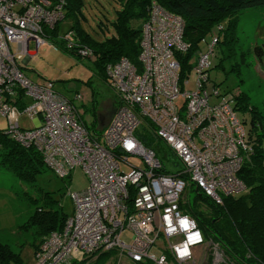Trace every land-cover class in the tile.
Wrapping results in <instances>:
<instances>
[{
	"label": "built area",
	"instance_id": "2783aa9c",
	"mask_svg": "<svg viewBox=\"0 0 264 264\" xmlns=\"http://www.w3.org/2000/svg\"><path fill=\"white\" fill-rule=\"evenodd\" d=\"M64 3L0 0V115L8 121L7 134L22 147H34L57 177L66 179L80 168L89 182L84 191L68 194L72 215L63 230L43 241L34 264H69L104 251H117L132 262L195 264L193 250L213 241H206L197 222L181 212L182 189L193 183L216 204L223 203V195L243 192L238 173L251 151L248 125L233 98L208 83L217 40L202 41L207 53L197 52L190 73L182 77L177 55L190 51L184 21L153 2L142 29L139 65L125 57L106 65L118 107L103 130H89L73 100L50 82L34 84L21 70L24 57L34 56L45 43V29L63 21ZM62 39L66 46H81L72 31ZM77 51L92 57L88 47ZM191 76L197 88L186 91ZM18 90L22 108L14 104ZM80 99L78 94L75 100ZM24 114L36 120L35 128L20 127L18 118ZM143 127L174 151L180 169L164 170L156 148L144 146L137 135ZM126 140L131 147H125ZM184 218L189 230L181 227ZM197 232L200 241L189 244L190 254L179 259L177 249ZM221 250L216 244L209 249L219 262Z\"/></svg>",
	"mask_w": 264,
	"mask_h": 264
},
{
	"label": "trees",
	"instance_id": "16d2710c",
	"mask_svg": "<svg viewBox=\"0 0 264 264\" xmlns=\"http://www.w3.org/2000/svg\"><path fill=\"white\" fill-rule=\"evenodd\" d=\"M63 1L65 2L63 4V20H73V25L69 27L70 30L68 31L74 33V41L78 45L90 48L92 52L94 51L93 55H97L98 58L94 61V65L99 70V76L103 77L105 81H108L107 64L115 63L123 57L128 58L135 65L138 64L141 30L139 26L132 24L134 22L141 24L143 18L148 19L153 2L158 3L166 11L181 16L185 22L184 36L186 42L191 45V49L186 54L179 53L177 55L182 73H185V70L190 71L191 59L193 56L196 57L202 46H205L202 45V41L208 36L217 40L216 48L221 42V36L225 34L223 42L233 47L237 23L235 15L239 10L264 6V0H118L121 9L116 11V19L111 23L113 28L111 36L108 37L104 32V36L96 35L94 37L80 22L84 20L81 14L84 1ZM224 22H226V28L221 25ZM216 28H220L218 33ZM106 31L108 32V28ZM43 34L55 42L56 45L53 47H56L57 50L74 58L78 57L76 59L82 61L83 57L77 51L78 47L81 46L77 47L74 44H72L74 47L66 46L62 36L56 39L57 26L53 30L45 29ZM229 36L230 39H228ZM254 53L258 60H263L264 43L257 46ZM23 67L21 66L22 71H24ZM212 69L213 63L211 68L207 70L208 77L209 71ZM211 87L216 88L218 85L213 84ZM17 93V103L14 104L22 108L21 103H24L23 92L18 90ZM227 94H223V97ZM232 98L235 110L248 125V139L251 146V151L244 159L238 173V178L245 190L239 194L223 195V203L216 204L196 185L188 184L180 202L181 212L197 222V226L202 231L206 241H213L210 247H207L206 244L199 248L201 257L199 260L195 259V264H207L208 261H211L212 255H210L209 249H212L214 244L222 249V263L224 264H231L232 262L235 264H264V149L262 146L264 142V116L250 107L247 96L240 95L237 98ZM245 114L249 115V121H247ZM88 129L95 130V127ZM140 134L139 137L144 146L152 147L156 144L155 135L149 132L146 127L140 130ZM0 165L12 173L20 182L27 184L34 183L36 176L48 169L43 157L34 147H22L6 133L1 132V129ZM164 170L170 172L165 168ZM192 192H195L194 200L191 197ZM44 206L40 207L41 210L31 218L30 224L37 227L38 235L45 240L51 233L63 230L68 215L59 210L52 211L49 209L53 206ZM44 240L39 242L35 251L39 249ZM162 250L168 254L165 248ZM115 252L118 253L117 251L93 253L81 261H71L69 264H107L115 258ZM0 264H21V259L18 255L13 254L9 247L0 243ZM134 264L154 263L147 260L134 262Z\"/></svg>",
	"mask_w": 264,
	"mask_h": 264
},
{
	"label": "rangeland",
	"instance_id": "374dc122",
	"mask_svg": "<svg viewBox=\"0 0 264 264\" xmlns=\"http://www.w3.org/2000/svg\"><path fill=\"white\" fill-rule=\"evenodd\" d=\"M83 1L84 6L81 14L84 20L80 21L81 25L94 37L96 35L104 36V32L110 37L113 32L111 23L116 19V11L121 9L119 1ZM235 18L237 23L234 31V45L232 47L223 42L225 34L221 36V42L216 46L215 52L211 56L213 69L209 71V85H218L216 88L222 96L228 93L224 96L228 99L237 98L240 95L247 96L250 107L264 116V59L258 60L254 53L255 48L264 43V6L239 10ZM144 20L146 22L148 19L143 18L141 20L143 24H138V22L132 24L140 27L141 37L145 24ZM58 25L61 28L60 34L63 36L69 26L73 25V20L66 19L59 22ZM221 25L225 28L227 26L226 22ZM107 28L108 32L106 31ZM51 40V38H45V43L40 44L37 49L31 45L29 51L35 49L38 51L34 56L27 55L24 57V60L28 62L27 64L24 63L23 73L34 84L52 83L55 91L67 99L73 100L78 112L88 123L87 127L92 129L93 110L107 116L109 104L117 100L116 94L109 87L108 81L99 76V70L94 65V61L98 58L97 55H93L94 51L92 57L83 58L80 61L76 59L78 57L74 58L55 49L50 43ZM206 41L212 43L213 37L208 36ZM206 47L202 46L201 49H204L205 53H207ZM139 56L137 65H139ZM191 60L194 61L195 56ZM187 73L190 72L185 70L181 76L184 77ZM196 88V83L191 76L186 91H195ZM78 94L82 95V99L75 100ZM182 100L181 97L180 103ZM245 117L249 121V115L245 114ZM18 122L20 127L25 130L35 128L37 124L36 120L27 114L21 115ZM7 128V119L0 115L1 132L8 136ZM140 130L137 134L138 137ZM15 142L18 144L17 141ZM262 146L264 149V142ZM152 148H156L158 157L165 163L167 171L175 172L180 169V165L175 164L177 162L174 159V157L176 158L175 154L164 143L156 142ZM88 184V179L80 168L75 169L66 179L59 178L51 170L46 169L36 176L34 183L27 184L20 182L12 173L0 165V243L9 247L13 254L18 255L21 264H34L36 246L44 239L38 235L37 227L30 224L31 218L44 205V207L53 206L49 208L52 211L59 210L65 215H72L73 207L68 194L84 191ZM191 197L194 200L195 192H192ZM193 252L195 259L199 260L201 251L196 249ZM210 262L208 261L209 264H224L216 261L212 256ZM123 263L134 264L120 253H116L115 258L107 264Z\"/></svg>",
	"mask_w": 264,
	"mask_h": 264
},
{
	"label": "crops",
	"instance_id": "0c3cea01",
	"mask_svg": "<svg viewBox=\"0 0 264 264\" xmlns=\"http://www.w3.org/2000/svg\"><path fill=\"white\" fill-rule=\"evenodd\" d=\"M68 30H70V29H68ZM60 31H61V28L58 27L57 34H56V37H57L56 39H59L60 38V36H61ZM52 41L53 40H51V42H50L51 45L52 46L53 45H56L55 42L54 41L52 42ZM27 62L28 61L23 60L22 65L24 66V63L27 64ZM42 83H44V82H42ZM42 83H38V84H42ZM116 99L117 100L113 101L112 104H109V110H108V115L107 116H105L104 113L96 112V110L95 111L93 110V117H94V119H93V128L95 127V129L96 130H99V131L103 130V128L105 127V125H106V123L108 121V119L112 116V114L114 113L115 109L118 107V98H117V96H116ZM79 115H80V113H79ZM80 117H82V116H80ZM81 119L88 126V123L85 121V119L83 117Z\"/></svg>",
	"mask_w": 264,
	"mask_h": 264
},
{
	"label": "clouds",
	"instance_id": "9594fccd",
	"mask_svg": "<svg viewBox=\"0 0 264 264\" xmlns=\"http://www.w3.org/2000/svg\"><path fill=\"white\" fill-rule=\"evenodd\" d=\"M132 146V141L130 140H126L125 141V147L126 148H129ZM180 224H181V227L185 230H189L190 229V222L187 218H184L180 221ZM192 227H194L195 225L192 224L191 225ZM174 231V229H171L169 230V234H171V232ZM200 234L197 232V233H191L189 236H188V240L187 242L185 243V246L183 249H180L178 248L177 249V253H178V258L179 259H184L186 256H188L190 253L188 251V245L191 244V243H197L200 241Z\"/></svg>",
	"mask_w": 264,
	"mask_h": 264
},
{
	"label": "bare ground",
	"instance_id": "6f19581e",
	"mask_svg": "<svg viewBox=\"0 0 264 264\" xmlns=\"http://www.w3.org/2000/svg\"><path fill=\"white\" fill-rule=\"evenodd\" d=\"M171 151L174 153V151H173V150H171ZM157 155H158V154H157ZM179 155H181V154H179ZM199 155H200V156H202V152H200V153H199ZM209 160L212 162V158H211V157L209 158ZM185 192H186V188H185V187H183V189H182V194L184 195V194H185ZM55 232H57V231H55Z\"/></svg>",
	"mask_w": 264,
	"mask_h": 264
},
{
	"label": "flooded vegetation",
	"instance_id": "af4514ba",
	"mask_svg": "<svg viewBox=\"0 0 264 264\" xmlns=\"http://www.w3.org/2000/svg\"><path fill=\"white\" fill-rule=\"evenodd\" d=\"M163 168H165V169H166V165H164V166H163Z\"/></svg>",
	"mask_w": 264,
	"mask_h": 264
}]
</instances>
